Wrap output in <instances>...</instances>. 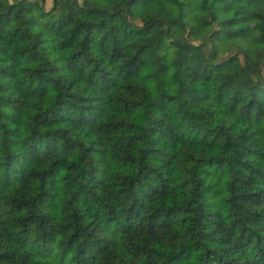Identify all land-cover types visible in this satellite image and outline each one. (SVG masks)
I'll list each match as a JSON object with an SVG mask.
<instances>
[{"label": "trees", "instance_id": "obj_1", "mask_svg": "<svg viewBox=\"0 0 264 264\" xmlns=\"http://www.w3.org/2000/svg\"><path fill=\"white\" fill-rule=\"evenodd\" d=\"M107 1L0 0V264H264V0Z\"/></svg>", "mask_w": 264, "mask_h": 264}, {"label": "rangeland", "instance_id": "obj_2", "mask_svg": "<svg viewBox=\"0 0 264 264\" xmlns=\"http://www.w3.org/2000/svg\"><path fill=\"white\" fill-rule=\"evenodd\" d=\"M98 2H100V3L104 4V5H106L109 9H112V10H115V9L117 8V4H116V3L109 2V1H107V0H98ZM87 3H88V2H87ZM47 5L49 6L50 4L48 3ZM261 36L263 37L264 34L261 33L260 37H261Z\"/></svg>", "mask_w": 264, "mask_h": 264}]
</instances>
